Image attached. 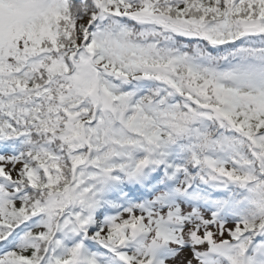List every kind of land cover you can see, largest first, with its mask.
Returning <instances> with one entry per match:
<instances>
[{"label": "snow or ice", "instance_id": "obj_1", "mask_svg": "<svg viewBox=\"0 0 264 264\" xmlns=\"http://www.w3.org/2000/svg\"><path fill=\"white\" fill-rule=\"evenodd\" d=\"M0 264H264V0H0Z\"/></svg>", "mask_w": 264, "mask_h": 264}]
</instances>
